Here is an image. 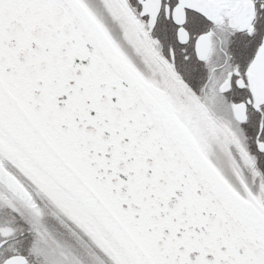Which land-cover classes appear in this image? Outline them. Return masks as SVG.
Listing matches in <instances>:
<instances>
[{
  "label": "snow or ice",
  "instance_id": "obj_1",
  "mask_svg": "<svg viewBox=\"0 0 264 264\" xmlns=\"http://www.w3.org/2000/svg\"><path fill=\"white\" fill-rule=\"evenodd\" d=\"M0 264H264V0H0Z\"/></svg>",
  "mask_w": 264,
  "mask_h": 264
}]
</instances>
